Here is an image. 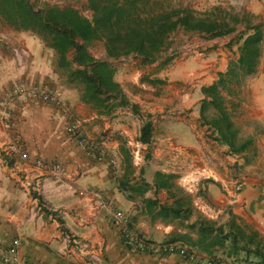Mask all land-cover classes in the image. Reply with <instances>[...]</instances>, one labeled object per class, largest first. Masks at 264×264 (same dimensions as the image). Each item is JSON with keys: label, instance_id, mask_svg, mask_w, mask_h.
<instances>
[{"label": "crops", "instance_id": "1", "mask_svg": "<svg viewBox=\"0 0 264 264\" xmlns=\"http://www.w3.org/2000/svg\"><path fill=\"white\" fill-rule=\"evenodd\" d=\"M248 10L264 26V0H251ZM232 39L180 31L153 64L143 65L133 56L109 59L130 105L105 115L65 89L51 50L34 41L0 44V264L1 251L14 239L21 241L23 264H84L85 254L70 238L101 253L103 264H260L264 39L256 73L244 79L233 100V122L251 139L249 149L230 154L200 119L201 88L214 83L237 57ZM89 53L107 58L105 50L98 57ZM23 84L50 93L54 101L14 94ZM146 122L152 131L143 143ZM72 124L77 135L66 132ZM37 159L59 164L62 171H38ZM18 163L30 182L38 183L37 193L19 182L13 169ZM236 180L243 187L231 201ZM178 187L185 202L176 196ZM117 213L149 242L184 245L194 258L127 249ZM206 224L214 229L204 249L200 230Z\"/></svg>", "mask_w": 264, "mask_h": 264}, {"label": "trees", "instance_id": "2", "mask_svg": "<svg viewBox=\"0 0 264 264\" xmlns=\"http://www.w3.org/2000/svg\"><path fill=\"white\" fill-rule=\"evenodd\" d=\"M87 8L91 19L73 7L44 4L36 9L29 0H0V21L15 31L36 36L44 48L53 52L54 72L80 94L82 103L102 115L130 105L114 80L115 68L109 59L133 56L143 65L153 64L178 30L206 39L235 34L232 43L238 46L237 57L229 61L227 70L219 73L214 83L201 88L204 98L200 119L230 154L249 149L251 139L243 137L234 125L232 112L236 105L231 98L235 87L257 71L264 39L262 23L251 22L246 15L221 14L216 8L200 15L164 0H87ZM95 41L103 42L106 59H95L88 52ZM151 131V123L146 122L140 141L148 142ZM213 229L206 224L200 230L204 249ZM257 256L264 264V253L257 252Z\"/></svg>", "mask_w": 264, "mask_h": 264}, {"label": "built area", "instance_id": "3", "mask_svg": "<svg viewBox=\"0 0 264 264\" xmlns=\"http://www.w3.org/2000/svg\"><path fill=\"white\" fill-rule=\"evenodd\" d=\"M14 94L19 96H33L37 97L44 103L53 102V96L43 91L39 88H28L26 85H18L14 88ZM77 125L72 124L67 129L66 132L69 135H77ZM80 146L84 150L85 154L89 157L93 155L90 151L86 143L82 140L79 142ZM20 159L22 161H26L28 156L26 153H20ZM22 164H25L22 162ZM22 164L18 163L13 166L14 172H16L17 178L19 182H22L25 185V188L29 191L38 192V183H31L27 178L24 167L22 168ZM34 168L41 172L53 171V172H61V166L59 164H46L42 160L37 159L34 163ZM243 187L242 180H236L233 188V195L230 198L231 201L235 200V196L241 191ZM116 220L119 223V231L121 234V239L123 245L133 251L139 253H159L162 255H177L182 259L194 258L193 253L185 246L176 243H168V244H155L149 242L144 237L139 234L133 232L129 227L126 219L121 213L116 214ZM70 242L74 246V248L78 249L80 252H83L86 256L84 260V264H103V258L101 253H97L94 248H92L89 244L84 243L76 238H70ZM21 241L20 239H14L11 244L3 251H1V262L2 264H23L24 260L20 254ZM207 264H211L210 262Z\"/></svg>", "mask_w": 264, "mask_h": 264}, {"label": "rangeland", "instance_id": "4", "mask_svg": "<svg viewBox=\"0 0 264 264\" xmlns=\"http://www.w3.org/2000/svg\"><path fill=\"white\" fill-rule=\"evenodd\" d=\"M29 1L32 3L34 8L36 9L42 7L44 4L57 5L60 7H73L74 9L78 10L79 13L83 17L87 19H91V12L87 8V0H29ZM164 1H166L169 5L173 7H182V8L192 9L193 11H195L196 13L200 15L210 13L212 12L213 9L216 8V9H219L221 14L232 13V14H236L239 16L246 15V16H249V19L251 22H254V23L259 22V19L255 17L254 15H252L250 11L248 10V6L251 0H164ZM259 23H262V22H259ZM180 31H183V30H178L174 34L178 35V32ZM232 36H233L232 40H234L236 35L232 34ZM9 40H14L17 43H23L25 41H34V42L42 44L40 40L36 36L32 35L31 33L15 31L14 29L8 27L7 25L3 24L0 21V44L7 43L9 42ZM102 50H104V45H103V42L101 41H95L88 46V52L91 51L92 53L96 54L97 57H98V54L102 52ZM55 74L57 75L58 80L62 82V85L65 87V89L67 90L72 89V91L75 90L72 87L68 86V84H66L63 81L64 79L62 80L56 72ZM242 84L237 88L235 87L236 91L233 97L231 98V100H234V98H236L238 91L240 90ZM23 85H26V84H23ZM27 87L29 88V86ZM175 192H176L177 198L180 201H183V202L186 201V195L183 189L178 187L177 189H175Z\"/></svg>", "mask_w": 264, "mask_h": 264}]
</instances>
